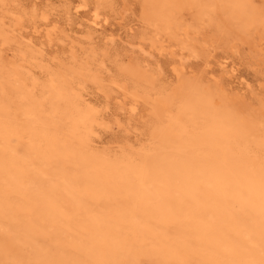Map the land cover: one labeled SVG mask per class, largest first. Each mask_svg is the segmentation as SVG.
Here are the masks:
<instances>
[{
  "label": "rangeland",
  "instance_id": "rangeland-1",
  "mask_svg": "<svg viewBox=\"0 0 264 264\" xmlns=\"http://www.w3.org/2000/svg\"><path fill=\"white\" fill-rule=\"evenodd\" d=\"M94 1L96 0H13L11 5L10 2L8 3V9L6 7V9L0 10V20L4 19L1 21L2 24H8L12 21L10 18L12 15L9 14L11 10L15 9V11L21 12L24 9L26 12L28 11L27 13L38 10L36 17L38 21L32 19L30 13L28 18V14L24 13L26 16L23 17L24 19L26 17V22L22 18V22H25L22 23L23 26L21 25L22 31L17 28L20 30L19 35L22 34L19 42L11 41L10 43H15L14 45L8 43V47L11 49L5 47L8 44H1V53L5 49L4 54L6 55L16 56L23 49V45L34 47L35 51L40 52L39 49L42 52H40L41 58L38 57L39 59L36 61H40V64H49L52 68L59 60L65 61V64L71 62L76 54L82 56L81 58L76 56L77 61L79 59L84 61L85 55L92 54L95 49H102L103 53L99 51L100 56L105 54L104 51L107 52L106 58L105 56L99 57L97 50L96 54L93 53L95 56L97 55L95 64H98L100 59L104 61V65L101 64L104 67L98 69L101 80L103 79V85L105 84L104 91L107 94L102 93L103 89L98 88V90H102L101 93L95 91L97 86L90 84V81L85 83V89H81L86 102H92L91 104L97 108L101 104V110L105 104L104 113L99 108L98 112L107 124L96 128L97 135L94 133V142L92 141L93 143L90 144L92 152H101L100 155L103 157L111 158L112 156L119 160L129 147L137 151L140 144L149 146L151 144L150 136L157 133L159 123V118L154 116L155 111L159 112L160 109V113L168 111V108L159 101L154 103L157 95L154 93V87L157 84L167 89L171 88L175 84L178 74L186 78H196L203 83L214 99L215 115L221 123L253 136L264 131V20L259 23L247 17L242 12L243 0H109L110 4L107 3L109 7L107 4L102 7L106 13L100 10L101 13L97 19L99 26L96 25V27L92 21L94 20L95 8L100 1ZM262 1L264 2V0ZM17 4L20 5V7L18 5L19 8ZM63 7H67V9ZM68 8H70L69 11ZM2 11L4 12L1 13ZM20 12L18 15L22 14ZM43 12L45 14L48 12L49 18L46 17V20L44 18L39 19ZM152 13L153 15H151ZM65 14L68 15L67 18ZM152 16L153 19H151ZM72 18H75L74 22ZM245 18L251 21H247ZM236 19L240 22L237 21L236 23ZM29 20H31L30 23H28ZM32 20L35 21L32 22ZM242 21H247L250 24L251 37L248 42H242V40L234 37L232 39L228 34H232L234 30L231 29L232 26L235 28ZM153 23L155 26H152ZM7 28L8 26H6ZM88 28L95 30L89 31ZM89 32L92 35H97L92 37ZM225 32L227 33L225 34ZM157 33L160 34L157 39L158 42L160 40L159 48L157 47L158 43L153 45L151 42L152 37L155 38L153 35ZM88 38L91 41H88ZM4 39L2 41L0 39V41L5 42ZM87 42L90 48L87 47ZM92 45H95L94 48ZM151 45L154 47L156 45V48ZM249 45L251 46L249 47ZM72 47H74L73 50H76L75 53L71 50ZM111 48L112 50H110ZM140 48L147 51L143 52ZM6 50H9L10 54ZM86 50L90 51L86 52ZM91 51L93 52L91 53ZM83 52L84 54H80ZM71 53L74 54L73 57H71ZM68 57H71V60L68 61ZM40 59H44L43 62ZM123 60L125 61L120 67L119 77L117 64ZM61 61L59 62L61 63ZM33 69V76L37 78L38 75L39 81L46 79L47 75L43 70L40 71L39 67ZM108 71L112 72L111 75ZM105 72L107 75H104ZM42 73L43 75H40ZM109 81L117 83L111 85ZM123 82L137 101L131 95H127L122 87ZM106 83H109L110 86ZM163 83L165 84L163 85ZM120 88L123 89L122 92ZM138 91L143 94H139ZM132 100L133 102H131ZM18 104L21 109L17 107ZM129 104L130 107L133 104L134 110H129L133 109L129 107ZM22 105L23 103L18 102L9 107L5 101H0V264H212L199 248L189 243L187 245V242L184 244L185 241L176 232L183 224V217L180 214L184 207L193 208L198 214L205 216L210 205L204 199H199L191 193L182 190L183 193H178L179 190L175 192V187L170 184L167 186V183V185L165 183H158L159 185L152 183L149 169L153 155L145 157L138 153L135 154L136 160L139 159L140 161L141 159L146 166L143 174L141 173L139 177L129 172L130 165L125 170L126 164L122 160L118 161L117 173L116 171L111 173L100 167L96 168V166L93 168V157L87 154L66 152V148L60 144L63 140L62 137L65 141L71 140V138H67L69 140L65 138L69 135L62 130L64 129L63 121L49 124L52 127L49 125L37 126L27 120V116L24 118V115L20 116L22 113L26 114V106ZM4 107L11 111L9 113L3 111L5 109L1 108ZM154 107H158L159 110L158 108L155 110ZM151 109L155 111L151 113ZM20 111L22 112L20 113ZM115 118L116 120H113ZM255 123L256 127L254 126ZM47 127L49 128L46 129ZM53 127L54 129H52ZM152 127H155L156 130L155 128L153 130ZM53 134L54 137L57 135L55 139L51 136ZM152 137L155 138V136ZM72 141L76 142L75 139ZM119 153L123 154L120 156ZM208 159L197 158L180 163L174 170V174L182 181L201 179L205 182L215 179L216 175L217 177L223 176V180L228 186H234L238 182L237 178L238 180L242 179L239 169L232 168L230 171L220 162ZM58 178H64L68 185L73 186L75 191L79 192L77 196H68V198L60 188H56ZM210 190L214 192V187H210ZM152 192L151 196L150 193ZM155 193L156 195H154ZM157 195L160 197H156ZM56 204L57 208L55 207ZM166 205L167 207H165ZM166 208L167 210L163 211ZM125 210L130 212L126 213ZM107 213H111L113 216ZM126 214L130 217L128 218ZM146 219H149L151 227H154L156 233L166 236L171 241L175 240L173 242L180 246V254L177 253L174 257L169 258L168 250L165 247L158 248L147 244L148 240L142 236V232L146 228ZM234 246L222 251V264H241L246 258L252 257L253 253L248 250L243 239H240L239 243Z\"/></svg>",
  "mask_w": 264,
  "mask_h": 264
},
{
  "label": "bare ground",
  "instance_id": "bare-ground-1",
  "mask_svg": "<svg viewBox=\"0 0 264 264\" xmlns=\"http://www.w3.org/2000/svg\"><path fill=\"white\" fill-rule=\"evenodd\" d=\"M11 1L13 2V0H0V10L2 8L6 9V7L8 9V7H9L8 3L10 2V5H11ZM96 1H94V2H96ZM110 1H112V0H110ZM98 2L99 3H97L98 5L95 8V15L93 17L94 20L92 21V23L95 25V27L97 24H99L97 19H98L99 14L101 13L100 10H103V12H104V9L102 7L105 4H107L109 2V0L107 2H106V0H98ZM20 3H21V1H20ZM34 4H36V3H34ZM109 4H110V2H109ZM109 4H107L108 7H109ZM111 4H112V2H111ZM18 5L19 4H17V7H18ZM70 5H72V4H70ZM27 6H28V4H27ZM236 6H238V5H236ZM19 7H20V5H19ZM63 8H65V7H63ZM30 9H31V7H30ZM65 9H67V7ZM69 9L70 8H68V11H69ZM242 10H243L242 12L247 17L251 18L252 20L259 22V23L263 22V20H264V2L262 0H243ZM14 11H15V9L11 10V12H9L10 16L12 15L10 17L12 21L8 23L5 20L8 24H6V23L2 24L1 21H3L4 19L0 20V36H3V38H5L4 39L5 42H1L3 38H0L1 39L0 46L2 43L4 45V44L10 43L11 41H18L19 42L21 39L20 35L22 36V34L19 35V32H20V30L22 31V29H21L23 26L22 23L26 22L25 21L26 17H25V19L23 17V16H26V14H24L26 11L24 9H23V11L21 10L22 14H24V15H22V14L18 15V13L20 11L19 12L18 11L14 12ZM37 11L38 10H32L31 12L29 11L30 17L32 19H36V17L38 16ZM3 12L4 11H2L1 13H3ZM44 12L46 13V11H44ZM62 12H64V11H62ZM29 13H27L28 14L27 18L29 16ZM43 13L40 14L41 17H39V19L44 18L46 20V17H48V15H47L48 12H47V14H45V13L43 14ZM104 13H106V12H104ZM153 13L151 15H153ZM111 15H113V14H111ZM245 15H242V16L244 17ZM71 16H72V14H71ZM156 16H158V15H156ZM237 16H238V14H237ZM62 17H64V16H62ZM67 17H68V15H66V18ZM22 18L24 19L25 22L24 21L22 22V20H23ZM223 18H224V16H223ZM74 19H73V22H74ZM151 19H153V16ZM158 19H159V17H158ZM207 19H209V18H207ZM249 20H247V21H249ZM33 21H35V20H32V22ZM75 21H77V20H75ZM237 21L240 22V20L236 19V23H237ZM247 21H242L237 26L235 25L236 26L235 28H233V26H232L231 29H234V30H233L232 34L228 33L229 37L231 36V38L234 37V38L240 39V40H242V42L243 41H245V42L250 41L251 30H250V24L247 23ZM30 22H31V20H29L28 23H30ZM69 22L71 23V20ZM114 22H116V21H114ZM234 23H235V20H234ZM34 24H36V23H34ZM158 25L160 26L159 23H158ZM6 26H8L9 29L8 28L6 29ZM97 26H99V25H97ZM152 26H155L154 23ZM179 26H181V25H179ZM17 28H20V30ZM51 28H53V27H51ZM226 28H228V27H226ZM92 29H90V30L92 31ZM30 30H32V29H30ZM88 30H89V28H88ZM93 30H95V29H93ZM160 31H161V28H160ZM47 32H50V31L48 30ZM85 32H86V30H85ZM95 32L96 31H94V33ZM89 33H90V35H92L91 32H89ZM226 33L227 32H225V34ZM62 34H64V33H62ZM157 34L153 35V36H155V38L152 37L151 42L153 43V45L158 43V45H157V47H158L160 44L159 43L160 40L158 42L157 39L160 37V34H158V35ZM45 35H47V34H45ZM96 35L94 34V35H92V37L93 36L95 37ZM106 36H107V34H106ZM48 38L52 39L51 37H48ZM104 39L106 40V38H104ZM30 40H32V39H30ZM87 40L91 41V40H89V38ZM33 41H34V39H33ZM50 42L52 43V41H50ZM84 42H85V40H84ZM10 44H12V43H10ZM14 44H12V45H14ZM28 44H29V41H28ZM245 44H248V43H245ZM39 45H40V43H39ZM8 46H9V44L7 46L5 45V47H8ZM23 46L24 47L21 51H19L17 54L15 53L16 56H12V55L10 56V55L4 54V52H5L4 47H3V49H4L3 53H1V50H0V101H5L9 107L13 106L15 103H18V102L23 103L22 106H26V114L22 113V114H20V116L24 115L23 118L25 116H27V118H28L27 120H29L31 123H33L37 126H39V125H45L46 126L49 124H53V123L56 124L60 121H63L64 122V129H62V130H64L67 133V135H69V137L65 136V138H66V140H69L67 138H71V140L65 141L64 138L62 137V139L64 141L61 140L62 142L60 141L61 142L60 144L61 145L63 144V146L66 148V152L69 151V152H74L77 154L80 153L83 155L87 154V155L93 157V159H94V167L93 168H95V166H96V168L100 167L102 169H105L108 172L112 173V172L116 171V173H117L118 161L122 160L124 162V164H126L125 170L130 165V171L129 172L131 174L135 175L136 177L137 176L139 177L141 175V173L145 170L146 166L144 165V163H142L141 159H140V161H139V159L136 160L137 158H135L136 157L135 154L138 153V154H141L142 156L144 155L145 157H149V156L153 155V160L151 161L152 163H151V166L149 169L150 180L152 183H157V184L158 183H165V184L167 183L168 184V185L166 184L167 186H169V184H170V185L175 187V192L179 190L178 193L182 192V191L191 193V194H193V196L199 197V199L200 198L204 199L210 205V208L208 209V213L205 216H201L200 214H198L196 212V210H194L193 208H189L188 206H186L182 209L180 215H182V217H183V219H182L183 224L181 225V227L179 229L176 230V232H177L179 237L183 238V240L185 241L184 244H186V242H187V245L189 243V244L199 248L201 250V252H203L205 254L206 258L212 264H222V251H224L225 249L231 248L235 244L239 243L240 239H243L245 244H246V247L248 248V250L251 253H253V255H251L252 257H250L248 259L246 258V260L243 261L241 264H264V131L259 132L256 136H253V135H249L248 133H246L244 131H240L236 128H233L232 126L221 123L215 115L216 114V108H215V104H214L215 103L214 99H213L212 95H210L208 93V90L203 85V83L200 80H197L196 78H191V77L186 78V77H182V75L180 76V74H178V78H177V80L175 79L176 80L175 84L173 83L174 85L172 84L173 86L171 88L169 87V85H168L169 89H167L166 87H161V86H158L157 84L154 87L155 88L154 93L157 94L155 97L156 100L154 103H156V101H159L161 104H163L164 106H166L168 108V111H163V112L161 111L162 113H160L161 109L159 110L158 107L157 108H158L159 112L155 111L157 109L156 107H154L155 110L151 109L150 112L152 113V111H155L154 116L156 115L159 118L157 130L154 127L155 130L157 131V133H154L150 136L151 144L149 146H146L147 144L146 145L140 144V146L137 147V148H139V149H137V151H134L131 149V147H129V149L127 151H125L124 154L122 153L123 155L119 153L120 156L122 155L119 160L114 159L115 157L113 158L112 156H111V158L103 157L100 155L101 152H99V153L92 152L93 150H91V148H90V144L94 142L93 141L94 140L93 135H94V133H96L95 132L96 128L102 126L103 124H104V126H105V124H107L104 119L103 120L105 122L102 120L103 117L101 118V116L99 115V112H98L99 109L101 110L100 107L102 105L100 104V107H98L99 108L98 109L94 104H91L92 102L91 103L86 102L84 95L81 92L82 88L85 89V86H84L85 83L90 81V84H93V86L94 85L97 86L96 87L97 90L94 89L95 91H99V92L102 91V90H98V88H99V89H103L102 93L103 92L106 93V91H104L105 84L103 85V82H102L103 79L101 80V77L99 75V69H98L99 67L100 68L102 67L101 64L104 61L100 59L98 61L99 65L97 63L96 64L94 63L97 61L96 56L99 55V51H100V53L102 52L101 51L102 49L100 50V48H99V50H97V49H95V51L93 50L95 52V54H96V50H97L98 53L96 56L93 54L94 53L93 51H91V53L92 52L93 53L89 54L88 56L85 55V57H84V55H83V57L86 58V59H83L84 61H81V59H79V61H77L75 59V57L78 56V54H76V56H74V54L71 53V57L74 56V58H72V60L70 59L71 57H68V59L66 58L68 61L71 60V62H68V63L66 62L67 64H65L64 63L65 61L59 60V61H61V63L59 61H57L58 63L55 65V67L53 66L52 68H50L51 65L49 66V64L47 65V64H43V63L40 64L39 63L40 61H36V59L41 58V56H40V55H42L41 50L38 49V51L41 52L40 53V52H37V50L35 51L34 47L32 48L30 46H25V45H23ZM94 46H93V48H94ZM102 46L104 47V45H102ZM171 46H172V44H171ZM250 46L251 45H249V47ZM87 47H89L88 42H87ZM152 47H154V46H152ZM20 48H21V46H20ZM73 48L74 47H72L71 50L73 52L76 51V50H73ZM79 48H81V47H79ZM85 48H86V46H85ZM154 48H156V45ZM8 49H11V48L8 47ZM68 49H70V48H68ZM106 49H108V48H106ZM143 49L140 48V50H142L143 52L147 51V50H145V49L143 50ZM90 50H88V51L86 50V52H89ZM110 50H112V48ZM188 50H189V48H188ZM6 51H9V50H6ZM12 51L14 53L13 47H12ZM169 52H170V50H169ZM6 53H8V52H6ZM104 53H105L104 55L101 54V56L99 55V57H104L107 54V52H105V51H104ZM8 54H10V51ZM80 54H84V52L80 53ZM108 56H107V58H108ZM79 57L81 58L82 56H78V58ZM105 58H106V56H105ZM174 58H175V56H174ZM50 59H52V58H50ZM102 59H104V58H102ZM108 59H107V61H108ZM175 59H177V58H175ZM33 60H35L36 62ZM40 60H42V59H40ZM43 60H42V62H43ZM124 61L125 60L121 61V63H119V64L116 63L117 69H118L117 72H118L119 77H120V67ZM93 65L97 66V67H94ZM102 65H104V63ZM36 67H37V69L39 67L40 71L43 70L46 73L47 77L43 81H42L41 77H40L41 81H39L37 79L39 77L38 75H37V78L35 76H33L34 73L32 72V70H34L33 68H36ZM182 67H183V64H182ZM145 69H147V68H145ZM106 70H107V66H106ZM110 70H111V68H110ZM157 70H159V69H157ZM180 70H181V68H180ZM114 71H116V69H114ZM43 73L40 75H43ZM109 73L108 74L111 75L112 72H109ZM104 75H107V73ZM116 75H115V77H116ZM135 75H136V73H135ZM156 75H158V74H156ZM162 77L164 78V76H162ZM143 78H144V75H143ZM155 78H153V79H155ZM104 80H105V76H104ZM119 80L122 81L121 78H119ZM107 81H108V78H107ZM112 83H117V82H114V81L110 82L111 85H113ZM132 83H134V81H132ZM135 83H137V82H135ZM165 83H163V85ZM106 84H109V83H106ZM110 84H109V86H110ZM167 84H168V82H167ZM123 85H122V87H123V89H125V92L127 93V95H131L132 98H134L137 101V99L130 93V91H128L125 82H123ZM107 88H109V87H107ZM123 89H121V92ZM88 90H89V88H88ZM134 90L137 91V89H134ZM138 93L143 94V93H140L139 91H138ZM103 95H105V94H103ZM158 99H160V100H158ZM133 100L131 102H133ZM105 103H107V102L105 101ZM118 104H120V103H118ZM123 104H125V103H123ZM120 105H122V104H120ZM135 105L136 104L134 101V106ZM104 106H105V104L102 107L103 110H104ZM122 106H124V105H122ZM17 107H19V104ZM129 107H130V104H129ZM6 108H8L7 105H6ZM130 108H133V109H129V110H134L135 107H133V104H132V107H130ZM162 108L165 109L164 107H162ZM228 108H229V106H228ZM1 109H5V107L1 108ZM103 110H101V111H103ZM107 110H109V109H107ZM3 111H5V112L8 111L7 113H9L11 110L5 109ZM21 112L22 111H20V113ZM103 113H104V111H103ZM154 116H152V117H154ZM230 116H232V115H230ZM112 117H114V116H112ZM157 117H155V118H157ZM116 118L113 120H116ZM23 121H26V120H23ZM223 122H225V121H223ZM114 123L116 124V122H114ZM152 123L154 125V119H153ZM96 125H99V126H96ZM254 126L256 127V123ZM50 127H52V126H50ZM54 127L52 129H54ZM107 127H109V126H107ZM107 127H104V128L107 129ZM48 128L49 127H47L46 129H48ZM123 128H124V126H123ZM154 128H153V130H154ZM253 129H254V127H253ZM99 132H101V131H99ZM124 132H126V131H124ZM95 135H97V133ZM51 136L54 137V134ZM56 136L54 137V139L56 138ZM59 136H60V134H59ZM152 136H155V138ZM73 139H75L76 142L72 141ZM110 148H112V147H110ZM113 155H115V154H113ZM141 155H140V157H141ZM197 158H200V159L201 158H209L208 160H210V159L215 160L217 162H220L222 165H224L226 167V169H228L230 171H232L231 170L232 168L233 169H235V168L239 169L241 172L240 174L242 175L241 176L242 179L238 180V178H237L238 182L234 186H228L226 184V182L223 180V176L217 177V175H216L215 179L208 181V182L202 181L201 179L200 180L186 179L183 181L179 180L178 177L176 176V174H174V170L176 169L177 165L180 163H183L185 161H191V160H194ZM230 171H229V173H230ZM108 172H106V173H108ZM216 172H214V173H216ZM108 174H110V173H108ZM100 175H102V174H100ZM146 175H147V173H146ZM220 175H222V174H220ZM66 176L69 177L68 175H66ZM104 178H105V176H104ZM108 178H110V177H108ZM234 178H235V176H234ZM30 183H31V181H30ZM112 183H113V181H112ZM212 186L214 187V192H211V190H210V187H212ZM152 187H154V186H152ZM51 188H53V187H51ZM56 188H60L62 193L65 194L67 197L68 196L69 197H76L77 193H79V192L75 191L73 186L68 185L67 182L64 180V178H61V179L58 178V184H57ZM162 189H163V187H162ZM162 189H161V191H162ZM172 190H173V188H172ZM82 193L85 194L84 192H82ZM178 193H176V194L178 195ZM150 194L152 196L153 192ZM154 195H156V193ZM181 195H179V196H181ZM151 196H149V197H151ZM158 196L159 195H157L156 197H158ZM189 196L192 197V195H189ZM175 197H176V195H175ZM184 198H186V197H184ZM182 199H183V197H182ZM157 201L158 200L156 198V202ZM185 201L186 200L184 199V202ZM130 204H131V202H130ZM143 204H144V202H143ZM55 207L56 208L58 207L57 204L55 205ZM133 207H135V206H133ZM165 207H167V205ZM127 209H130V208H127ZM157 209H159V208H157ZM169 209H168V211H169ZM165 210H167V208L164 209L163 211H165ZM128 211L125 210L126 213ZM179 211L180 210H178V212ZM178 212H177V214L180 213V212L179 213ZM108 213H109V211H108ZM111 213L108 215H112ZM141 213H138V214H141ZM164 213H168V212H164ZM126 215H124V216H126ZM108 217H107V219H108ZM129 217L130 216H128V218ZM118 218H120V217H118ZM130 222H131V220H130ZM145 222H146V228L143 230L142 236L145 238V240H148L147 244L149 246H154V247L157 246L158 248H164L165 247V249L168 250V254H169L168 257L169 258L174 257L177 253L180 252V250H179L180 246H178L177 243L173 242L175 240L171 241V240L167 239L166 236H163V235L156 233V231H154V229H153L154 227L153 228L151 227L149 219H146ZM174 222H177V221H174ZM174 222H171V223H174ZM129 225H132V224H129ZM137 225H139V224H137ZM134 229H136V228H134ZM160 230H161V228H160ZM128 232H130V230ZM135 234H136V232H135ZM127 235L128 234L126 233V236ZM140 236H141V234H140ZM138 238H141V237H138ZM35 243H36V241H35ZM180 243H183V242H180ZM133 247H134V244H133ZM235 252H236V250H235ZM231 261H233V260H231ZM228 262H229V260H228Z\"/></svg>",
  "mask_w": 264,
  "mask_h": 264
}]
</instances>
